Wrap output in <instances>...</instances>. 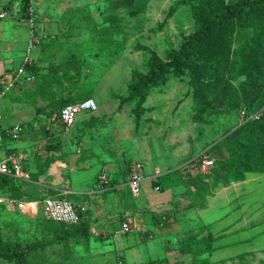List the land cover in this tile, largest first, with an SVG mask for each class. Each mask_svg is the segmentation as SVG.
<instances>
[{
    "label": "rangeland",
    "instance_id": "obj_1",
    "mask_svg": "<svg viewBox=\"0 0 264 264\" xmlns=\"http://www.w3.org/2000/svg\"><path fill=\"white\" fill-rule=\"evenodd\" d=\"M14 2L23 4L24 0H0V10L11 11L5 19L0 20V79L23 63L28 45L27 17L18 6L12 10ZM119 4V0H34L37 28L50 34L53 39L39 45L43 44L48 49L43 56L45 60L40 58L35 61V80L30 83L19 81L2 98L4 117L14 115L19 107L24 111L30 99L49 98V107L39 109V113L49 118L51 127L45 128L43 124L37 134H52L55 135L54 139L60 141L66 137L65 126L58 117L60 100L57 98L71 96L80 99L83 92L91 94V89H95L98 81L105 77L107 82L101 112L94 117L100 123L102 151L118 154L126 166L135 161L143 167L157 163L162 169H173L172 173L179 172L180 168L173 158L182 156L181 168H184L187 178L193 174L191 172H198L200 176L210 178L213 184L219 180L224 182L225 172L235 166L233 161L236 154L234 140L226 136L246 120L264 119V94L259 93L255 99L256 94L249 91L251 84L257 81L256 70L251 69L257 57L250 55L247 60V49L253 48V38L250 36L253 26H249L246 33H236L231 42V58L234 51L238 55L232 72H221L219 60L216 73L210 76L209 72L206 74L207 81H217L218 84L214 93L208 96L205 111L184 68L167 72L165 78L152 86L144 101L138 98L128 100L133 74L149 72L156 64V58L168 61L172 50L178 49L188 37L199 32L212 19L215 0H137L134 8ZM113 24L116 30L106 32L105 29ZM35 49L34 46L32 57ZM75 55L82 60L79 70L66 65ZM57 71L61 76L64 72L71 74L72 79L63 80L60 86L54 77ZM42 74H47L49 78L47 85L38 90L37 81L43 77ZM53 83L56 88L58 84L54 94L49 92ZM96 97L97 94L94 98L98 101ZM243 110L246 114H243ZM12 117L15 120L22 119L19 113ZM29 123L30 120L23 123L27 133L33 128ZM66 145L71 154H77L74 145L68 141ZM203 153L213 158L212 167H193L191 161H187L194 157L193 160L201 163ZM104 170L109 176L108 164ZM91 174L92 171L88 170L84 175L89 177ZM34 180L37 181V178ZM148 184V180L143 181L144 186ZM8 185H5L6 188ZM34 185V182L15 183L13 189H18L15 195L23 200H31L51 194L47 189L38 193ZM13 189L6 191L10 194ZM143 195L144 190L136 200L140 201ZM65 197L74 201L71 195ZM242 202L245 203L243 207L237 198L231 199L230 203L221 200V197L215 198L205 219L215 232L228 227V235L213 241V236L214 239L216 236L198 224L184 232L183 236L176 237L172 242L175 248L165 255L160 264H264V251L254 250L264 247V222L253 225L261 218L260 213L256 212H264V177L251 194H245ZM43 211L41 207L37 214L29 215L0 204V244L14 248L38 243L41 238L37 228L32 225L35 221L30 219L34 216L41 220V224L61 226L45 219ZM243 214L250 227L236 229L243 224V220L237 222ZM190 233L195 234L190 247L193 251L183 253L182 239ZM132 235V232L128 233L122 239L126 240L127 236L131 238ZM103 240L97 238V246L111 250L110 241ZM145 248L146 245L140 247L143 251H146ZM148 248L150 257L160 254L159 247L149 244ZM72 255L71 250L66 255L61 245H55L47 252L30 253L24 264H44L46 260L50 264H78L75 259L71 260ZM104 255L100 257L96 254L91 264H115L110 260V252ZM0 264L21 263L15 257L0 255Z\"/></svg>",
    "mask_w": 264,
    "mask_h": 264
},
{
    "label": "crops",
    "instance_id": "obj_2",
    "mask_svg": "<svg viewBox=\"0 0 264 264\" xmlns=\"http://www.w3.org/2000/svg\"><path fill=\"white\" fill-rule=\"evenodd\" d=\"M26 24L29 35L28 20ZM4 28L7 30L6 27ZM34 30L38 43L35 45L33 59L34 61L40 58L45 60L43 56L47 53L48 47L42 46L43 44L39 45L47 44L53 38L50 37V34L41 32L37 28L36 21ZM8 73L0 79V87L8 79ZM104 78L98 81L95 89H91L93 98L97 94L98 101L96 102L99 105V110L79 113L71 127L68 129L64 127L65 139L62 138L58 141L57 138L54 139L55 135L37 134L42 130L43 124L46 125L45 128L51 127L49 118H44L39 113V109L43 110L46 106L49 107V98L46 100L42 97L39 99L36 97L35 100L30 99L29 106L24 111L20 107L15 110L14 115L19 113L22 116L21 121L15 120L12 117L14 115L6 116L3 119L2 126L4 127H11L14 124L24 126L20 138L18 140L6 139L2 148L3 156L17 161L23 174L21 177L10 175L9 178L13 181L9 184L22 181L34 182L38 193L51 188L65 196L71 195L74 199L72 202L90 221L89 229L92 233L88 235L68 228V226L41 224L39 222L41 220L37 216L30 218L35 221L32 225L37 228L38 236L41 238L35 244L37 248L33 249L31 254L47 252L51 247L61 245L66 255L70 250L73 252L71 260L75 259L78 264H91L96 254L103 257L109 252L111 253L110 260L115 264H148L150 260L164 257L172 248H175L172 247V242L176 240V237L183 236L184 232L192 230L198 224L214 233L218 240L228 235V227L215 232L211 224L206 221L205 215L211 208V202L213 203L217 197H221V200L227 203H230L231 199L237 198L243 207L245 203L242 202V198L245 194H251L257 184H261L264 173L253 172L254 174L250 175L249 172L243 180L214 187L210 178L200 176L198 172H191L193 174L188 175L187 178L184 168H181L183 165L181 163L182 156L175 157L173 161L178 162V168L180 167L177 173H172L173 169H162L161 165H157V163L143 167L145 175L143 181L148 180L149 184L144 186L142 182L144 195L140 201H137L136 199L141 193L134 196L128 185L131 164L126 166L118 154L106 153L101 150L100 123L93 116H99L97 114L100 111L103 91L107 82V79ZM46 83L47 81L43 77L40 78L37 81L38 90L47 85ZM52 87L49 92L54 94L58 84L57 88L54 83ZM97 88L98 92L95 93ZM57 99L60 100L61 97L59 96ZM52 119L56 120L55 117ZM28 120H30L29 125L33 127L29 133L26 132L25 125H23ZM32 130H35L34 133L31 132ZM65 141L75 146L74 150L77 154H71ZM190 150L192 151L191 146ZM193 159L194 157H190L187 160L191 161V166L195 162ZM107 164L109 166V183L102 185L99 181V174L105 171L104 168ZM165 165L163 163L164 167ZM88 170L92 171L89 177L84 175ZM36 177L37 181L34 180ZM0 182H4V180L1 179ZM47 192L49 193L48 190ZM257 203H253V205H257ZM167 211L171 213H167ZM256 213H260L261 218L253 225L264 222V212ZM240 220H243V224L238 225L236 229L250 227L244 214L237 222ZM124 223L129 224L130 231H124ZM131 232L133 233L131 238L127 236L126 240L122 239L124 235ZM97 238L110 241L112 249L97 246L98 242L95 241ZM149 244L159 247L160 254L150 257ZM145 245L146 251L141 250L140 247ZM254 250L264 251V247ZM69 259L70 257L67 258V260ZM44 264H50V262L46 260Z\"/></svg>",
    "mask_w": 264,
    "mask_h": 264
},
{
    "label": "trees",
    "instance_id": "obj_3",
    "mask_svg": "<svg viewBox=\"0 0 264 264\" xmlns=\"http://www.w3.org/2000/svg\"><path fill=\"white\" fill-rule=\"evenodd\" d=\"M136 1L137 0H119V5L134 8L136 6ZM16 6L19 7L18 9L21 12L24 10V14L27 18L30 16L29 8L31 6V0H24L23 4L14 2L12 10H14ZM214 8L211 15L212 19L210 18L199 32L188 37L178 49L172 50L171 57L168 61L156 58L157 62L149 72L145 74L135 72L133 74V81L129 85L128 100L138 98L144 101L150 94L152 86L165 78L167 72L184 68V70H187L195 87V93L197 99H199V102L202 104V110L205 111L208 103V96L214 93L218 84L217 81H207L206 74L209 72L210 76L216 73L218 69L216 65L219 60V70L221 72H232L236 67L238 55L236 53L237 51H234L233 57L231 58V42L236 33L248 32L249 26H253V32L250 33V36L253 38V48L247 49V60L250 58V55H256L257 57L256 64L251 66V69L256 70L255 78L257 81L251 84V89L249 91L256 94L254 96L255 99H257L259 93H262V95L264 94V0H215ZM7 12L10 13L11 11L9 10ZM112 30H116V25L113 24V26L105 29L106 32H111ZM81 63L82 60L75 55V58L69 60L66 65L73 66L79 70L82 66ZM31 68L36 77V63H34ZM42 75L43 79L47 81L49 77L46 74ZM54 77L60 85L63 83V80L72 79L71 74L64 72V75L61 76L58 71L55 73ZM253 78L254 77L251 79ZM254 84L255 86L252 88ZM83 93L80 99L71 96L60 99L58 117L60 118L61 109L65 105L93 97L89 92ZM247 100H249V97ZM94 117L95 116H93V118ZM226 138L233 139L235 142L233 144L236 150L233 161L235 166L225 172L223 175L224 182H221V180L216 181L214 187L221 183L227 185L230 184L231 181L243 180L249 172L264 173V119L261 121L246 120L228 134ZM10 175L11 174L0 175V181L1 179L4 180V182H0V191L3 194L19 198L15 195L18 189H13V187H16L14 186L15 184L8 185L9 188L5 186L13 181L9 178ZM7 189L13 190L9 194V192L6 191ZM47 190L51 193L48 196L65 197V194L57 190L51 188ZM55 223L68 226V228H73L83 234L86 233L89 235V233H92L89 229L90 221L82 213L81 222L79 224ZM208 232L212 236L214 235L209 230ZM194 235L190 233L182 239L183 245L181 246V250L183 253L193 251L190 247L193 245L192 238ZM212 239L213 241L216 240L214 236ZM36 248L35 245H18L13 248L10 245L0 244V255L15 257L21 264H24L28 259V255ZM164 257L150 260L148 264H160L164 261Z\"/></svg>",
    "mask_w": 264,
    "mask_h": 264
},
{
    "label": "built area",
    "instance_id": "obj_4",
    "mask_svg": "<svg viewBox=\"0 0 264 264\" xmlns=\"http://www.w3.org/2000/svg\"><path fill=\"white\" fill-rule=\"evenodd\" d=\"M30 16L28 17V24L30 26V34L28 38V45L26 48V55L23 63L17 67L12 68L8 73V79L4 85L0 87V122H3L4 114L2 111V98L13 88L19 81L30 83L35 80V74L32 71V66L35 63L31 56L33 47L38 43L35 36V8L34 0H31L29 8ZM8 12L0 10V20L5 19ZM99 105L93 97L69 103L61 109L60 118L68 129L75 122L79 113L83 111L97 112ZM243 114H246L243 110ZM23 133L22 124H14L11 127L0 126V175L11 174L13 176L21 177L23 174L19 163L13 159L5 158L2 153L3 145L6 139L18 140ZM200 161H195L193 167L208 168L214 165V160L211 156L203 153ZM145 179L143 166L140 162H133L130 166V179L128 182L129 188L134 196H138L142 191V182ZM99 181L102 185L109 183L108 173L102 171L99 174ZM0 204L7 205L8 209L17 210L24 214H37L41 207L43 208L44 218L47 220L65 223V224H79L81 222V211L79 208L66 197L60 196H46L40 199L23 200L14 196L3 194L0 191ZM124 231H130L131 227L128 223L123 224Z\"/></svg>",
    "mask_w": 264,
    "mask_h": 264
}]
</instances>
